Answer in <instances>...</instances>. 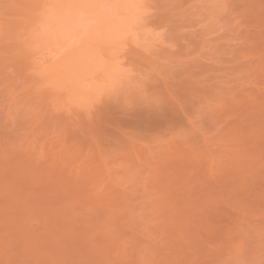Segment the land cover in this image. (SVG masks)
Returning a JSON list of instances; mask_svg holds the SVG:
<instances>
[{
    "label": "rangeland",
    "instance_id": "1",
    "mask_svg": "<svg viewBox=\"0 0 264 264\" xmlns=\"http://www.w3.org/2000/svg\"><path fill=\"white\" fill-rule=\"evenodd\" d=\"M56 4L0 0V264H264V0H141L75 81Z\"/></svg>",
    "mask_w": 264,
    "mask_h": 264
},
{
    "label": "bare ground",
    "instance_id": "2",
    "mask_svg": "<svg viewBox=\"0 0 264 264\" xmlns=\"http://www.w3.org/2000/svg\"><path fill=\"white\" fill-rule=\"evenodd\" d=\"M54 1L57 4L40 20L37 35L52 50L60 73L73 81L79 77L92 78L89 74L96 70L99 71L94 74L97 78L111 80L117 76L118 67L103 61L98 52L105 45L113 49L125 37L135 35L144 10L141 0ZM86 86L79 91L84 92Z\"/></svg>",
    "mask_w": 264,
    "mask_h": 264
}]
</instances>
